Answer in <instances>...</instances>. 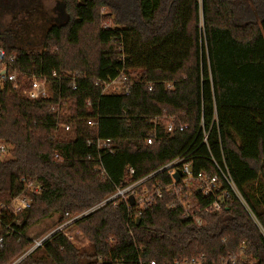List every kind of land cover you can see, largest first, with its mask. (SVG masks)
<instances>
[{
	"label": "trees",
	"instance_id": "trees-1",
	"mask_svg": "<svg viewBox=\"0 0 264 264\" xmlns=\"http://www.w3.org/2000/svg\"><path fill=\"white\" fill-rule=\"evenodd\" d=\"M30 1L0 0V46L24 73L52 78L53 95L32 100L0 89V139L11 146V156L0 159V210L23 192L32 198L19 214L4 212L0 264L32 247L34 223L83 213L112 195L128 168L138 180L178 156L196 172L228 171L251 212L223 182L215 194L189 197L188 215L163 190L171 176L159 171L137 188L163 190L141 212L131 200L109 201L74 222L88 246L56 231L17 264L212 262L243 245L264 264V0H61L64 20L39 42H20L23 32H7L2 19L20 13L24 23ZM122 70L137 79L130 92L102 93L95 80ZM76 72L74 89L67 76ZM60 98L67 108L58 116L51 105ZM171 115L187 127L165 132V119L155 118ZM97 116L98 125H89ZM153 129L158 137L148 144ZM95 137L109 138L112 150L89 146ZM27 181L41 189L26 190ZM226 190L222 210L207 211Z\"/></svg>",
	"mask_w": 264,
	"mask_h": 264
},
{
	"label": "built area",
	"instance_id": "built-area-1",
	"mask_svg": "<svg viewBox=\"0 0 264 264\" xmlns=\"http://www.w3.org/2000/svg\"><path fill=\"white\" fill-rule=\"evenodd\" d=\"M71 80V86L77 88V79L81 78L80 73H70L67 76ZM59 79H62L59 78ZM134 75H129L124 70H122L116 76H110L107 78H98L96 79V85L102 86V93H123L128 94L131 90L132 85L135 83ZM171 87V84L167 85ZM10 87L13 90L21 91L24 96L28 99L39 100L51 98L53 95V79L45 76L41 73L31 72L29 74L24 73L20 66L16 63V55L9 54L7 50L0 46V89ZM88 107L91 108V102H87ZM67 108V103L63 102L60 98L57 102L51 105V109L54 112H57L58 116ZM165 119L164 131L167 133H175L178 131H183L187 126L183 123L177 122V117L174 115L171 116H161L160 118H155V121ZM99 121V116L96 118H90L88 124L91 126H97ZM62 126L65 130H70L71 126L68 124L57 123V127ZM158 137L156 129H153L147 137V143L151 144ZM207 140V133H205L204 141ZM111 140L109 138H100L95 137L87 140L89 146H96L98 150L103 148H110ZM110 150H112L110 148ZM11 154V146L8 142L0 139V159L9 157ZM166 171L171 176V183L164 186L163 190L170 191L173 193L179 203L186 210L187 214L190 215V198L197 194L202 196H209L215 194L221 189V185L225 182L228 187L233 190L234 194L241 200V202L246 206L247 210L251 212L248 204L246 203L241 192L237 188L234 180L228 171L220 169L219 173L210 175L207 172H196L193 169L192 162L187 160L185 156H178L173 160L169 161L162 167H160L154 173L144 177L142 179L134 180V169L128 168V177L123 182L121 186H116V191L110 195L107 199L100 203L101 206L109 201L114 199H120L124 201H130L133 199V204L135 209L138 212H141L144 208L148 207L156 197H161L163 195V190L160 185H154L152 188H145L141 191H138L137 188L145 179L154 175L157 172ZM178 174L179 179L177 180L174 175ZM41 189V184L34 181L26 182V190L38 192ZM228 195V190L223 191L221 195L216 198L207 208V211H220L223 208V199L224 196ZM32 204V198L27 193L23 192L14 198L11 201L3 205L2 210H0V230H3V219L4 212L8 211L15 215L19 214L23 210L30 208ZM130 205V206H131ZM95 206L83 213L70 216L65 220L59 223V226L52 232L61 231L63 234L72 242L76 241V234L71 231V227L74 225V222L81 216L89 213L93 209L97 208ZM198 223H201L199 217H195ZM7 228H11V225L7 224ZM51 235V234H50ZM49 235V236H50ZM42 239H32V247L22 256L35 250L37 247L42 246L48 237ZM0 242H3V237H0ZM75 243V242H74ZM22 257L17 259L12 264H17ZM103 260H100V263ZM139 263L142 264V260H139ZM257 262L248 257L245 252L244 245L239 248L237 251H228L224 254H221L212 262H207L203 260L201 256H192V257H179L176 258L173 262L169 264H256ZM147 264V263H146ZM148 264H156L155 261H151Z\"/></svg>",
	"mask_w": 264,
	"mask_h": 264
},
{
	"label": "rangeland",
	"instance_id": "rangeland-1",
	"mask_svg": "<svg viewBox=\"0 0 264 264\" xmlns=\"http://www.w3.org/2000/svg\"><path fill=\"white\" fill-rule=\"evenodd\" d=\"M61 0H32L30 1L28 18L24 23L19 20L22 18L20 13H16L14 16L16 20L11 19V15L7 14L2 19L3 29L9 33H16L22 31L18 37L19 41L22 42L25 38V42H39L43 38L44 32L55 22H61L65 18L64 12H61ZM108 9H103L102 12H107ZM27 12V11H26ZM15 25L17 30L13 32L10 30V26ZM26 31V33H24ZM11 156V155H9ZM61 222V213H53L51 216L43 218L38 222L34 223L28 230L27 235L32 239H42L50 234L59 226ZM71 231L76 234L75 244L80 248L88 246L89 240L85 237L83 232L78 226L73 225ZM23 256V255H22Z\"/></svg>",
	"mask_w": 264,
	"mask_h": 264
},
{
	"label": "water",
	"instance_id": "water-1",
	"mask_svg": "<svg viewBox=\"0 0 264 264\" xmlns=\"http://www.w3.org/2000/svg\"><path fill=\"white\" fill-rule=\"evenodd\" d=\"M174 177L178 180L179 179V176L178 174H175ZM131 202H133V199L131 198Z\"/></svg>",
	"mask_w": 264,
	"mask_h": 264
}]
</instances>
